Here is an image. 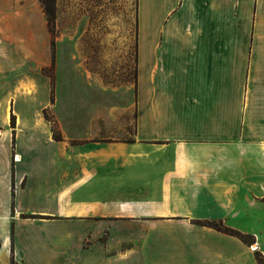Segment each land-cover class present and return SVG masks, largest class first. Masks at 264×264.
I'll return each instance as SVG.
<instances>
[{"label":"crops","instance_id":"1","mask_svg":"<svg viewBox=\"0 0 264 264\" xmlns=\"http://www.w3.org/2000/svg\"><path fill=\"white\" fill-rule=\"evenodd\" d=\"M164 2L150 34L146 0H55L52 21L41 0H0V77H32L6 108L20 111L35 78L42 93L17 139L16 213L0 198V264L264 257V69H241L223 36L169 35Z\"/></svg>","mask_w":264,"mask_h":264},{"label":"rangeland","instance_id":"2","mask_svg":"<svg viewBox=\"0 0 264 264\" xmlns=\"http://www.w3.org/2000/svg\"><path fill=\"white\" fill-rule=\"evenodd\" d=\"M157 1L159 6L157 11L163 16L165 15L166 7L171 2L169 5H166L164 0ZM154 2L155 0H146L147 26L150 24L148 26L150 34H152ZM172 14L177 19L175 27L172 26L170 33V23L164 20L163 17L160 26L162 35L170 33L169 35L171 36L182 37L193 33L195 37L198 35L223 36L227 39V47L232 51L231 57L235 60L243 59L241 69L249 70L251 67L258 70L264 69V0H175V7ZM191 15L194 21V27L190 23ZM186 19H188L187 23L185 21ZM208 19L212 22V28H207L208 26L205 24V21ZM201 26L206 30L204 33ZM232 41L238 42L239 44H229ZM246 56L248 58L247 66L245 65ZM256 56L257 60H255ZM118 64L115 62V68H117ZM25 70H21V73L18 72V74L12 73L10 75L7 73L0 77V82H3L0 83V198L4 199L3 202H5V198L7 197L10 199L9 207L11 210H9V213L14 214L16 213L17 207L15 202L17 190L15 187V179L17 169L20 168L18 164L21 160L20 152L18 151L20 148L17 145L18 135L19 133L31 131L32 125H28V120L31 116L40 118L42 115L40 78L34 77L39 81V86L35 88L34 92L21 93V91H17V96L20 93L23 96L16 97L21 102L20 111L17 110L15 113L13 111V105L7 109L6 103H4L5 99L7 100L9 96L11 97L10 92L15 88L14 85L17 84L16 86H18L20 82L32 79V77L22 76L29 71L28 69ZM126 78L130 79L129 77ZM107 79L112 81V79L116 80L117 77L109 76ZM51 102H54L53 92L51 93ZM26 104L29 109H26ZM51 114L49 108L44 110L45 117L52 120ZM55 137L57 136L55 135ZM5 178L10 179L9 185L4 181ZM6 207L7 205L5 203L0 204V208H3V213L8 212V210L5 211ZM20 214L23 218L31 216V214L25 213V211Z\"/></svg>","mask_w":264,"mask_h":264},{"label":"trees","instance_id":"3","mask_svg":"<svg viewBox=\"0 0 264 264\" xmlns=\"http://www.w3.org/2000/svg\"><path fill=\"white\" fill-rule=\"evenodd\" d=\"M43 6L45 7V10L47 11L48 15H49V20L52 21L53 20V15H54V11H55V0H41ZM57 137H59L57 134H55ZM201 223L213 226L219 230L225 231L227 233L236 235L238 237H240L241 239H243L244 241H252L253 237H250L252 239L249 240V236L243 234L242 232L235 230L233 228H230L228 226H225L223 224V222H219V221H200ZM258 261L259 264H264V257L258 253Z\"/></svg>","mask_w":264,"mask_h":264}]
</instances>
